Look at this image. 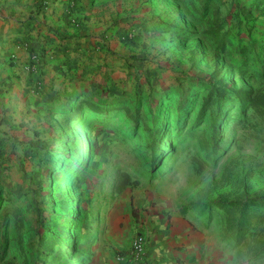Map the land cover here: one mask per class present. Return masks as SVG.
<instances>
[{"label":"rangeland","instance_id":"1","mask_svg":"<svg viewBox=\"0 0 264 264\" xmlns=\"http://www.w3.org/2000/svg\"><path fill=\"white\" fill-rule=\"evenodd\" d=\"M74 4L84 60L0 135V264H98L116 216H182L193 264H264V0Z\"/></svg>","mask_w":264,"mask_h":264},{"label":"crops","instance_id":"2","mask_svg":"<svg viewBox=\"0 0 264 264\" xmlns=\"http://www.w3.org/2000/svg\"><path fill=\"white\" fill-rule=\"evenodd\" d=\"M78 5L74 0H0V135H10L12 127L24 121L28 107L44 99L51 82L84 60L85 40L90 38L88 31L74 24L86 12ZM34 53L39 59L33 58ZM74 57L80 61L74 62ZM171 222L164 235L146 230L153 264H193L191 248L179 247L191 243L185 219L173 216ZM133 223L116 216L98 264H121L134 235Z\"/></svg>","mask_w":264,"mask_h":264},{"label":"built area","instance_id":"3","mask_svg":"<svg viewBox=\"0 0 264 264\" xmlns=\"http://www.w3.org/2000/svg\"><path fill=\"white\" fill-rule=\"evenodd\" d=\"M38 53L33 54L37 60ZM151 236L148 231L140 229L133 235L129 249L120 257L121 264H153L154 260L150 252Z\"/></svg>","mask_w":264,"mask_h":264},{"label":"trees","instance_id":"4","mask_svg":"<svg viewBox=\"0 0 264 264\" xmlns=\"http://www.w3.org/2000/svg\"><path fill=\"white\" fill-rule=\"evenodd\" d=\"M222 39L223 38H221V40ZM240 67H242V65H240ZM217 91H218V94H222V92L224 91V89H223V87L219 86V87H217ZM74 97H75V95L72 92H70L68 94V100L69 101H73V98ZM237 97L239 99H241V101H243V100L246 99V96L243 93H239V95ZM81 102L84 103V101H81ZM97 103L98 104H104L103 103V99H102V101H98ZM85 104H87L89 107H91L93 109H103L98 104H93V103H90L88 101L85 102ZM218 133H219V125H218V123L217 124L215 123L213 125L212 133H211V136L215 140V142H217L219 140V134ZM227 206H228V204L226 202H220V203H217V205H216L217 208H221V207L222 208H226ZM201 212H203V208L202 207H197V213H201ZM96 214L97 213H95V215ZM249 215H250V213L248 212V209H246V207H242V211H241L240 218L236 222V226H237L236 231H235V235L236 236L242 235L249 228V221H248ZM0 217L2 219L4 217V214H0ZM92 224L93 223H91V225ZM92 230H94V227H93Z\"/></svg>","mask_w":264,"mask_h":264}]
</instances>
